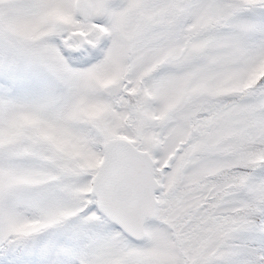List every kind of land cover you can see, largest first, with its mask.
Returning a JSON list of instances; mask_svg holds the SVG:
<instances>
[{
	"label": "snow or ice",
	"instance_id": "snow-or-ice-1",
	"mask_svg": "<svg viewBox=\"0 0 264 264\" xmlns=\"http://www.w3.org/2000/svg\"><path fill=\"white\" fill-rule=\"evenodd\" d=\"M0 264H264V0H0Z\"/></svg>",
	"mask_w": 264,
	"mask_h": 264
}]
</instances>
